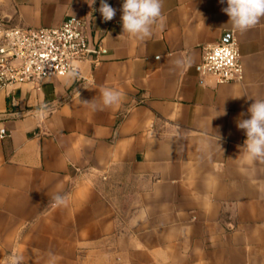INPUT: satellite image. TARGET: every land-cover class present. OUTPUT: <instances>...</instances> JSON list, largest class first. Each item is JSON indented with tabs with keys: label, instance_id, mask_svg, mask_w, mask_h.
Listing matches in <instances>:
<instances>
[{
	"label": "crops",
	"instance_id": "0c3cea01",
	"mask_svg": "<svg viewBox=\"0 0 264 264\" xmlns=\"http://www.w3.org/2000/svg\"><path fill=\"white\" fill-rule=\"evenodd\" d=\"M108 3L104 21L99 0H0L21 28L88 19L96 46L79 79L0 91V264H264V159L236 127L264 98V17L240 32L219 0H161L139 40ZM232 39L242 80L200 74L202 47ZM101 86L123 96L93 111Z\"/></svg>",
	"mask_w": 264,
	"mask_h": 264
},
{
	"label": "built area",
	"instance_id": "2783aa9c",
	"mask_svg": "<svg viewBox=\"0 0 264 264\" xmlns=\"http://www.w3.org/2000/svg\"><path fill=\"white\" fill-rule=\"evenodd\" d=\"M88 46L84 20L67 17L57 27L21 28L0 20V91L22 83L37 84L46 79L70 76L81 78L78 62L95 54ZM197 70L218 84L242 80L238 43L202 47ZM5 130L0 129V138Z\"/></svg>",
	"mask_w": 264,
	"mask_h": 264
},
{
	"label": "clouds",
	"instance_id": "9594fccd",
	"mask_svg": "<svg viewBox=\"0 0 264 264\" xmlns=\"http://www.w3.org/2000/svg\"><path fill=\"white\" fill-rule=\"evenodd\" d=\"M94 2L95 0H90L89 5ZM219 2L226 4L222 11L228 17V24L236 31H246L264 17V0H219ZM93 11H98L104 21H109L116 15L117 10L108 3V0H99V7ZM120 11L122 33L143 40L151 36L152 26L161 15V0H122ZM185 63L186 59L183 57L174 61L177 68H182ZM122 96L123 92L118 88L101 86L96 97L82 100L81 103L95 111L117 105ZM243 115L241 113V116ZM236 127L244 131L246 139L240 151L247 159L250 161L264 159V98L253 100L247 108V118L238 119ZM52 200L56 205H61L65 202V196L57 192ZM21 262L22 258L18 255H10L6 260V264H21Z\"/></svg>",
	"mask_w": 264,
	"mask_h": 264
},
{
	"label": "water",
	"instance_id": "95a60500",
	"mask_svg": "<svg viewBox=\"0 0 264 264\" xmlns=\"http://www.w3.org/2000/svg\"><path fill=\"white\" fill-rule=\"evenodd\" d=\"M0 20L4 23H9L10 19L8 17H3L0 16ZM84 20V26H85V33L88 39V46L89 48L93 49V45H92V35L90 32V22L88 19H83Z\"/></svg>",
	"mask_w": 264,
	"mask_h": 264
}]
</instances>
